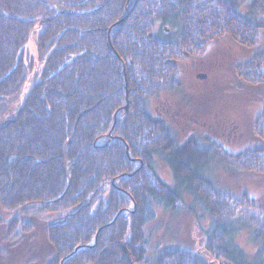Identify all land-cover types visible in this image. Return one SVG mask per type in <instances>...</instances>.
Listing matches in <instances>:
<instances>
[{
	"label": "trees",
	"instance_id": "obj_1",
	"mask_svg": "<svg viewBox=\"0 0 264 264\" xmlns=\"http://www.w3.org/2000/svg\"><path fill=\"white\" fill-rule=\"evenodd\" d=\"M246 1L0 0V209L15 212L8 231L17 217L49 220L47 252L28 264H264V208L210 177L215 163L264 174V147L231 155L195 135L178 144L149 112L151 97L177 87L173 62L224 36L254 47L264 0ZM262 64L256 54L235 73L260 84ZM253 132L264 141V110ZM157 209L189 216L200 246L163 243L148 256Z\"/></svg>",
	"mask_w": 264,
	"mask_h": 264
},
{
	"label": "rangeland",
	"instance_id": "obj_2",
	"mask_svg": "<svg viewBox=\"0 0 264 264\" xmlns=\"http://www.w3.org/2000/svg\"><path fill=\"white\" fill-rule=\"evenodd\" d=\"M167 29L168 26L164 34ZM26 48L35 56V32L31 33ZM256 54L262 55L261 72L264 75V28L257 32L253 48L243 47L224 36L208 43L201 55L186 54L183 59L173 62L177 87L151 97L150 114L172 125L178 144L195 135L201 139L209 138L231 155L264 147V141L253 132V123L264 110V82L249 84L235 73L237 65L248 63ZM154 168L164 183L172 184L170 171L164 164L156 159ZM212 169L210 177L218 189L227 191L234 198L245 194L255 206L264 208V174L231 172L218 163L212 165ZM14 214L0 209V264H28L46 252L41 228L49 221L47 216L38 214L34 217L32 214L34 218H18L15 215V225L8 231L6 222H11ZM22 220L23 224H33L30 230L20 222ZM202 227H205L204 222ZM144 233L148 256L155 246L163 243L176 244L189 239L195 246H200L201 242L189 216L170 214L161 209H157L155 219L144 227ZM236 242L247 255L252 254L253 247L248 244L245 233L237 236Z\"/></svg>",
	"mask_w": 264,
	"mask_h": 264
},
{
	"label": "water",
	"instance_id": "obj_3",
	"mask_svg": "<svg viewBox=\"0 0 264 264\" xmlns=\"http://www.w3.org/2000/svg\"><path fill=\"white\" fill-rule=\"evenodd\" d=\"M129 13H130V10L127 11L126 16L120 22H123L126 19V17L129 15Z\"/></svg>",
	"mask_w": 264,
	"mask_h": 264
},
{
	"label": "bare ground",
	"instance_id": "obj_4",
	"mask_svg": "<svg viewBox=\"0 0 264 264\" xmlns=\"http://www.w3.org/2000/svg\"><path fill=\"white\" fill-rule=\"evenodd\" d=\"M226 37V36H225ZM229 37V36H227ZM232 39V38H231ZM127 107V106H126ZM126 107H124L126 109ZM44 248L47 250V246L44 244ZM47 252V251H46Z\"/></svg>",
	"mask_w": 264,
	"mask_h": 264
}]
</instances>
